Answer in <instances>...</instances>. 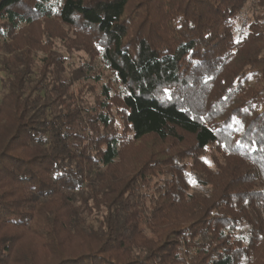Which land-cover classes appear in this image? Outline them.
Returning <instances> with one entry per match:
<instances>
[{"label": "trees", "instance_id": "trees-1", "mask_svg": "<svg viewBox=\"0 0 264 264\" xmlns=\"http://www.w3.org/2000/svg\"><path fill=\"white\" fill-rule=\"evenodd\" d=\"M0 73V264H264V0H0Z\"/></svg>", "mask_w": 264, "mask_h": 264}, {"label": "rangeland", "instance_id": "rangeland-1", "mask_svg": "<svg viewBox=\"0 0 264 264\" xmlns=\"http://www.w3.org/2000/svg\"><path fill=\"white\" fill-rule=\"evenodd\" d=\"M254 11V5L249 4L248 7L246 8L245 12L243 13L242 16V22L246 21L248 18L251 17L252 13ZM67 56V54H65ZM69 57V55H68ZM86 55L84 53H74L72 56H70V60L68 63H71L73 65V68L77 67L83 62V59H86ZM2 74L0 73V97L3 95V89H2ZM96 88V87H95ZM89 99L91 98V94L89 93L88 95Z\"/></svg>", "mask_w": 264, "mask_h": 264}, {"label": "snow or ice", "instance_id": "snow-or-ice-1", "mask_svg": "<svg viewBox=\"0 0 264 264\" xmlns=\"http://www.w3.org/2000/svg\"><path fill=\"white\" fill-rule=\"evenodd\" d=\"M168 90H165V92H167ZM169 99H171V95L169 94ZM204 159V162L206 164H208L209 166H211V162L208 161L206 158H202ZM190 176V183L193 185V186H198V182L194 179V178H191V174H189Z\"/></svg>", "mask_w": 264, "mask_h": 264}]
</instances>
